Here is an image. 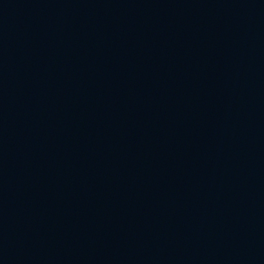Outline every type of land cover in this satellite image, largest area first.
Wrapping results in <instances>:
<instances>
[{
	"label": "water",
	"instance_id": "water-1",
	"mask_svg": "<svg viewBox=\"0 0 264 264\" xmlns=\"http://www.w3.org/2000/svg\"><path fill=\"white\" fill-rule=\"evenodd\" d=\"M0 264H264V0H0Z\"/></svg>",
	"mask_w": 264,
	"mask_h": 264
}]
</instances>
